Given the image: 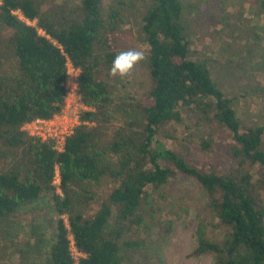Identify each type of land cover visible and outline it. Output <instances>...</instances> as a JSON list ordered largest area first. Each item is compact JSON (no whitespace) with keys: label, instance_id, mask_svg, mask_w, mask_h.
Returning <instances> with one entry per match:
<instances>
[{"label":"trees","instance_id":"obj_1","mask_svg":"<svg viewBox=\"0 0 264 264\" xmlns=\"http://www.w3.org/2000/svg\"><path fill=\"white\" fill-rule=\"evenodd\" d=\"M184 3L1 0L0 235L21 208L48 196L56 238L0 252V264H162L161 243L173 226L165 218L193 207L165 192L180 178L194 180L208 198L196 215L189 257L264 264V126L244 127L234 106L238 92L231 98L217 82L220 71L214 75L211 63L191 59ZM257 6V15L264 13V0ZM127 36L146 47L143 92L109 74ZM68 62L79 71L77 94L87 110L59 152L22 127L61 113ZM257 89L264 94V86ZM185 111L212 128L200 141L204 153L211 152L215 129L229 133L228 168L220 161L194 164L160 142V129L183 123ZM56 168L62 195L53 183ZM71 241L82 254L77 263Z\"/></svg>","mask_w":264,"mask_h":264},{"label":"rangeland","instance_id":"obj_2","mask_svg":"<svg viewBox=\"0 0 264 264\" xmlns=\"http://www.w3.org/2000/svg\"><path fill=\"white\" fill-rule=\"evenodd\" d=\"M61 0H57L60 2ZM79 0H75L78 2ZM190 9L185 20L190 25L189 34L192 60L211 63L213 74L221 72L219 86L232 98L237 95L235 106L244 127L264 126V94L257 88L264 86V13L257 15V0H184ZM109 0H104L106 6ZM135 37L138 25L129 20ZM146 47L127 36L118 50ZM248 61L246 65H242ZM214 77V76H213ZM126 88L143 92L149 86V78L140 63L130 76L126 77ZM216 79V78H215ZM232 91L238 92L232 95ZM183 123H168L160 129L159 139L167 148L187 156L194 164L220 161L223 168L229 162L224 155L226 144L230 142L227 131L214 130V144L210 153L200 148L201 138L207 137L212 128L206 125L198 114L183 112ZM169 199L193 206L188 214L177 212L167 216L173 222L172 231L161 243L159 250L162 264H212V257H189L195 249L196 215L203 213L208 198L201 187L191 179H178L165 188ZM167 210H172L165 203ZM67 224V218H64ZM7 227V234L0 235V252H10L13 246L33 244L35 239L46 246L56 238V214L48 196L19 210L18 216ZM14 249V248H13ZM73 256L78 255L72 248Z\"/></svg>","mask_w":264,"mask_h":264},{"label":"built area","instance_id":"obj_3","mask_svg":"<svg viewBox=\"0 0 264 264\" xmlns=\"http://www.w3.org/2000/svg\"><path fill=\"white\" fill-rule=\"evenodd\" d=\"M78 75L79 71L74 69L72 64L68 62L67 78L65 82L66 97L61 113L47 120L35 119L29 123H26L22 127V130L30 137L37 138L42 142H54L55 149L59 152L63 151L65 140L73 134V131L80 124V113L87 110V108L81 103L80 97L77 94ZM53 183L56 186V192L59 195H62L60 190V176L57 168ZM72 248L79 258L82 257V254L76 251L74 244L71 241V251ZM73 257L77 263L79 258L76 259L75 256Z\"/></svg>","mask_w":264,"mask_h":264},{"label":"clouds","instance_id":"obj_4","mask_svg":"<svg viewBox=\"0 0 264 264\" xmlns=\"http://www.w3.org/2000/svg\"><path fill=\"white\" fill-rule=\"evenodd\" d=\"M147 60L146 52L143 48H130L118 52L112 61L110 76L121 79L131 75L134 69Z\"/></svg>","mask_w":264,"mask_h":264}]
</instances>
